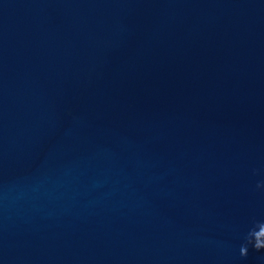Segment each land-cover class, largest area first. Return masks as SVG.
Wrapping results in <instances>:
<instances>
[{
  "label": "water",
  "instance_id": "1",
  "mask_svg": "<svg viewBox=\"0 0 264 264\" xmlns=\"http://www.w3.org/2000/svg\"><path fill=\"white\" fill-rule=\"evenodd\" d=\"M264 0H0V264H264Z\"/></svg>",
  "mask_w": 264,
  "mask_h": 264
},
{
  "label": "clouds",
  "instance_id": "2",
  "mask_svg": "<svg viewBox=\"0 0 264 264\" xmlns=\"http://www.w3.org/2000/svg\"><path fill=\"white\" fill-rule=\"evenodd\" d=\"M249 248L260 252L264 251V223L257 224L245 237V243L241 245V255L247 257Z\"/></svg>",
  "mask_w": 264,
  "mask_h": 264
}]
</instances>
